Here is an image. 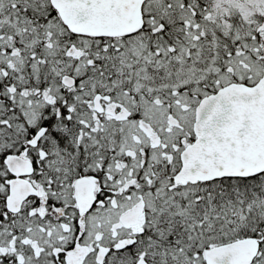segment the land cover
<instances>
[{"label": "snow or ice", "instance_id": "6c2138e0", "mask_svg": "<svg viewBox=\"0 0 264 264\" xmlns=\"http://www.w3.org/2000/svg\"><path fill=\"white\" fill-rule=\"evenodd\" d=\"M0 264H264V0H0Z\"/></svg>", "mask_w": 264, "mask_h": 264}]
</instances>
